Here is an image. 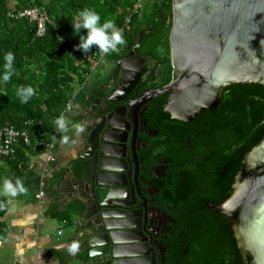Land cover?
Listing matches in <instances>:
<instances>
[{"label":"water","instance_id":"water-1","mask_svg":"<svg viewBox=\"0 0 264 264\" xmlns=\"http://www.w3.org/2000/svg\"><path fill=\"white\" fill-rule=\"evenodd\" d=\"M141 40L142 36L119 61L116 90L103 99H90L92 106L81 120L80 175L74 177L68 170L64 182L78 186L71 199L76 196L85 206L68 236L69 244L76 255L87 253L89 262L142 264L147 257L141 251L143 240L136 236L143 232L133 224L134 216L123 212L128 197L135 196L137 155L134 137L129 141L130 130L122 123L136 124L139 108L162 94H167L164 111L187 122L214 108L230 84L264 85V0H173L169 36L173 80L133 104L125 103L148 71L150 58L140 56ZM123 102L120 113L114 107L102 111V104ZM214 209L227 216L242 264H264V137L246 155L231 196Z\"/></svg>","mask_w":264,"mask_h":264},{"label":"trees","instance_id":"trees-1","mask_svg":"<svg viewBox=\"0 0 264 264\" xmlns=\"http://www.w3.org/2000/svg\"><path fill=\"white\" fill-rule=\"evenodd\" d=\"M133 3L134 0H0V74L3 72V55L7 51L15 54L14 67L17 72L8 83H0V123L27 129L32 140L48 143L51 139L57 119L61 118L75 91L82 87L91 74L89 66L81 58L83 52L75 47L79 37L73 34L71 21L79 10L86 7L97 11L102 22L112 19L122 29L126 40L124 45L118 47L122 55L130 51L142 36L140 56L149 57L156 67L159 64L163 66L154 68L148 76L152 83L149 88L159 89L168 85L173 80L169 46L172 3L160 0L155 4H146L132 17L129 25L124 26L125 17L130 13ZM40 6L46 9L50 19L42 37L36 35L35 25L28 20L9 17L11 12ZM85 31L81 30L82 33ZM21 85H31L36 90V94L26 104L21 103L16 96V89ZM235 89L238 104L243 96H253L256 101L263 102L264 87L261 85H237ZM166 101L167 94L153 99L148 112L150 120L157 127L158 124L174 127L177 129L173 130L174 133L187 131L185 122L172 119L164 111ZM27 122L30 124L26 125ZM251 127L252 124L249 125ZM263 132L264 129L256 122L250 147L261 140ZM26 150L28 148L25 146L19 147L16 155L5 162L15 169L19 168L26 160ZM5 175L6 171L0 165V184ZM194 202L196 200L190 204ZM6 209V202L1 199L0 239L7 234L2 221ZM191 212H197L196 208L193 207ZM216 216L222 223L220 236L202 240L199 225L193 220L194 224L190 222L185 228V239L176 234L173 247L169 248L166 256L167 264H242L237 240L230 235L226 217Z\"/></svg>","mask_w":264,"mask_h":264},{"label":"flooded vegetation","instance_id":"flooded-vegetation-1","mask_svg":"<svg viewBox=\"0 0 264 264\" xmlns=\"http://www.w3.org/2000/svg\"><path fill=\"white\" fill-rule=\"evenodd\" d=\"M130 52L114 60L110 82L101 88L99 96L91 97V100L103 99L107 92L116 90L121 78L119 61ZM147 67L148 71L125 103L131 101L133 104L142 94L156 90L149 88L152 83L148 76L154 68L163 66L159 64L156 67V63L150 60ZM251 84L255 83L226 86L214 108L206 109L192 121H183L187 131L174 133L173 130L177 129L164 124L157 127L148 117L153 99L139 108L136 124L122 123L130 130L129 141L134 137L137 155L133 169V178L137 183L135 196L128 197L123 212L133 215V224L143 232L142 236L136 234L144 243L141 251L147 255L142 264H167L166 256L169 248L173 247L176 234L185 239V228L193 220L199 225L202 240L220 236L222 223L216 215L224 214L216 212L214 207L231 196L246 155L264 137L263 132L261 140L250 147L256 122L264 129V94L262 103L253 96H243L239 104L236 100L235 86ZM255 85L264 87L263 84ZM123 104H102L101 107L102 111L114 107L120 113ZM89 106H92L91 101L85 109ZM194 200L196 202L190 204ZM193 207L197 212H191ZM224 216L231 230L230 235L235 238L229 220ZM102 262L107 264L108 261Z\"/></svg>","mask_w":264,"mask_h":264},{"label":"crops","instance_id":"crops-1","mask_svg":"<svg viewBox=\"0 0 264 264\" xmlns=\"http://www.w3.org/2000/svg\"><path fill=\"white\" fill-rule=\"evenodd\" d=\"M158 1L146 0L145 5ZM120 55L121 50L117 49L100 60L82 87L75 91L71 109L64 115L68 129L57 133L56 144L49 153L53 160H47L46 143L32 140L33 146L26 150V160L19 168L2 163L6 171L3 180L15 183L19 179L27 192L15 197L0 193V200L7 205L2 218L7 234L0 239V264H103L100 259L89 262L87 253L76 255L71 250L68 236L85 206L76 196L71 199L78 194V186L64 182L69 178L68 170L74 177L80 175L84 161L78 156L84 146L81 114L89 99L99 96L101 88L110 82L114 60ZM41 191L44 196H40Z\"/></svg>","mask_w":264,"mask_h":264},{"label":"clouds","instance_id":"clouds-1","mask_svg":"<svg viewBox=\"0 0 264 264\" xmlns=\"http://www.w3.org/2000/svg\"><path fill=\"white\" fill-rule=\"evenodd\" d=\"M73 34L78 35L79 43L75 46L83 53H88L93 47L97 48L105 55L114 52L121 45L126 43L122 29H119L112 19H105L102 22L100 14L91 8H83L76 14L75 19H71ZM86 30L84 33L81 30ZM3 72L0 74V83H8L13 75H16L14 67L15 54L12 51H7L3 55ZM36 94V90L31 85H21L16 89V96L21 103L28 101ZM60 131H67L68 124L63 118L56 121ZM81 131L83 129H80ZM68 137H65L67 140ZM27 189L23 183L17 179L13 183L10 179L3 180L0 184V193L3 195L17 196L21 193H26Z\"/></svg>","mask_w":264,"mask_h":264},{"label":"built area","instance_id":"built-area-1","mask_svg":"<svg viewBox=\"0 0 264 264\" xmlns=\"http://www.w3.org/2000/svg\"><path fill=\"white\" fill-rule=\"evenodd\" d=\"M146 0H134L133 6L130 10L128 16L125 17L124 26L129 25L133 16L138 14L144 7ZM173 0H166V2H171ZM11 19L19 20V19H26L30 23L35 25L36 28V35L38 37H42L46 33V29L48 24L50 23L49 16L47 14L46 9L43 6L40 7H33L25 10H20L17 12H11L9 14ZM70 40H68V43ZM108 55V54H107ZM103 52L98 50L97 48H93L92 52L83 53L81 56L82 60L86 65L89 66L90 70L103 58H105ZM71 109V102H69L64 112L62 113L61 118L64 119V115L70 111ZM30 124L27 122L26 125ZM54 133L51 135L52 141L49 143L44 144V150L47 153V160H53L52 156L49 154L51 149L56 144V135L60 131L58 129L57 124H55ZM25 146L26 148H31L33 146L32 138L27 129H18L14 126L8 124L0 123V165L7 159H12L19 147ZM40 196H44V192H40ZM61 233V231L59 232Z\"/></svg>","mask_w":264,"mask_h":264},{"label":"rangeland","instance_id":"rangeland-1","mask_svg":"<svg viewBox=\"0 0 264 264\" xmlns=\"http://www.w3.org/2000/svg\"><path fill=\"white\" fill-rule=\"evenodd\" d=\"M145 5V4H144ZM118 50H120L119 48H117Z\"/></svg>","mask_w":264,"mask_h":264}]
</instances>
